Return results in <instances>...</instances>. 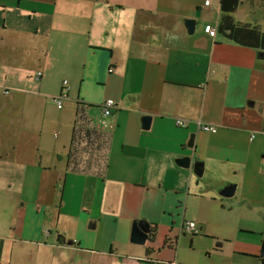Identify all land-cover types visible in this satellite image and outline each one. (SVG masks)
<instances>
[{"label": "crops", "instance_id": "0c3cea01", "mask_svg": "<svg viewBox=\"0 0 264 264\" xmlns=\"http://www.w3.org/2000/svg\"><path fill=\"white\" fill-rule=\"evenodd\" d=\"M202 2L0 0V264L234 262L200 260L203 218L264 209V53L206 34L220 9ZM231 17L264 31V0Z\"/></svg>", "mask_w": 264, "mask_h": 264}, {"label": "rangeland", "instance_id": "374dc122", "mask_svg": "<svg viewBox=\"0 0 264 264\" xmlns=\"http://www.w3.org/2000/svg\"><path fill=\"white\" fill-rule=\"evenodd\" d=\"M251 15L253 14H249ZM245 195L250 198L248 194ZM223 197L224 200L230 199L234 202V197ZM203 220L204 229L209 234H206V237L201 236L200 260H221L230 256L234 260L232 264H262L259 257L255 258L259 255L264 235V209L257 203L249 206L247 201L238 200L231 205H225L224 208L219 204L216 209L210 206ZM180 247L183 252L193 251L187 238L182 241ZM216 249L221 251L217 252ZM205 250L211 251V257L204 254Z\"/></svg>", "mask_w": 264, "mask_h": 264}, {"label": "trees", "instance_id": "16d2710c", "mask_svg": "<svg viewBox=\"0 0 264 264\" xmlns=\"http://www.w3.org/2000/svg\"><path fill=\"white\" fill-rule=\"evenodd\" d=\"M219 1V19L217 22V31L222 32L230 39L237 41L242 45L252 46L259 52L264 53V31L253 23H238L231 17L237 9L239 0H218ZM96 132V129L90 130ZM96 133H99L98 131ZM264 264V258H261Z\"/></svg>", "mask_w": 264, "mask_h": 264}, {"label": "water", "instance_id": "95a60500", "mask_svg": "<svg viewBox=\"0 0 264 264\" xmlns=\"http://www.w3.org/2000/svg\"><path fill=\"white\" fill-rule=\"evenodd\" d=\"M185 25L187 27L188 32H192L193 29L195 28V22L191 18H187L185 20ZM148 119V118H147ZM192 140L193 138L191 137L188 141V146L192 147ZM178 164L181 166H184L186 168H191L192 173L195 175L200 176L203 171V164L202 162H198L196 160H192L191 157L189 156H182L178 159ZM233 187L234 186H226L220 191L221 196H230L233 194ZM150 231V226L148 222H135L132 227L131 231V241L135 242L136 244H143L148 238V233ZM259 256L264 257V235L263 239L261 241V248L259 251Z\"/></svg>", "mask_w": 264, "mask_h": 264}, {"label": "built area", "instance_id": "2783aa9c", "mask_svg": "<svg viewBox=\"0 0 264 264\" xmlns=\"http://www.w3.org/2000/svg\"><path fill=\"white\" fill-rule=\"evenodd\" d=\"M211 7V0H203L202 2V8L203 9H209ZM216 30H217V25L213 26L211 24L208 25H204V31L206 32V34H208L210 37H213L216 34ZM65 83V82H64ZM63 94L61 93L60 95H58L55 99V101L57 102L56 105L58 107L61 106L62 103V98ZM113 105H115L114 101L111 100L110 98L106 99L102 105H101V113L102 116H107L110 115V109L113 107ZM183 122H179V124H182ZM202 129L204 131H214L215 128L213 126H208V125H202L201 126ZM183 229L186 232H197V227L194 221H185L183 222Z\"/></svg>", "mask_w": 264, "mask_h": 264}]
</instances>
